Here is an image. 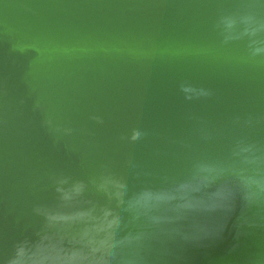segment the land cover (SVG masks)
<instances>
[{
    "label": "water",
    "instance_id": "1",
    "mask_svg": "<svg viewBox=\"0 0 264 264\" xmlns=\"http://www.w3.org/2000/svg\"><path fill=\"white\" fill-rule=\"evenodd\" d=\"M0 264H264V0H0Z\"/></svg>",
    "mask_w": 264,
    "mask_h": 264
}]
</instances>
